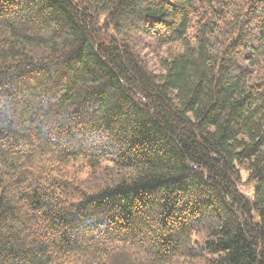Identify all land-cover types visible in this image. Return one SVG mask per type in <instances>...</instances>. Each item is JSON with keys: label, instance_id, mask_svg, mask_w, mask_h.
Segmentation results:
<instances>
[{"label": "trees", "instance_id": "trees-1", "mask_svg": "<svg viewBox=\"0 0 264 264\" xmlns=\"http://www.w3.org/2000/svg\"><path fill=\"white\" fill-rule=\"evenodd\" d=\"M0 264H264V0H0Z\"/></svg>", "mask_w": 264, "mask_h": 264}, {"label": "rangeland", "instance_id": "rangeland-1", "mask_svg": "<svg viewBox=\"0 0 264 264\" xmlns=\"http://www.w3.org/2000/svg\"><path fill=\"white\" fill-rule=\"evenodd\" d=\"M143 39L141 41L142 43V48L144 47V51H145V44L148 43V40L147 38H141ZM146 57H151V60L153 62V59H155V55L154 54H151V52H149V50H146ZM256 182H250V181H246V174L245 172H242V182L239 183V188L248 196H251L254 192V186H255Z\"/></svg>", "mask_w": 264, "mask_h": 264}]
</instances>
